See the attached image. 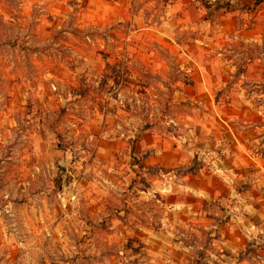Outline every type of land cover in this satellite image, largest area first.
<instances>
[{
  "label": "rangeland",
  "instance_id": "rangeland-1",
  "mask_svg": "<svg viewBox=\"0 0 264 264\" xmlns=\"http://www.w3.org/2000/svg\"><path fill=\"white\" fill-rule=\"evenodd\" d=\"M120 1L0 0V264H264V42Z\"/></svg>",
  "mask_w": 264,
  "mask_h": 264
},
{
  "label": "crops",
  "instance_id": "crops-1",
  "mask_svg": "<svg viewBox=\"0 0 264 264\" xmlns=\"http://www.w3.org/2000/svg\"><path fill=\"white\" fill-rule=\"evenodd\" d=\"M160 2L164 5V17L155 24L154 37L158 41L167 39L168 43L176 48L194 47L200 50L206 48L209 51L214 44L218 45L219 40L223 42V46L238 42L241 45L256 47L264 42V0H160ZM126 5V9L123 10L124 1L98 0V18L110 15V19L117 22L126 19L131 23L130 30H133L136 24L141 23L140 21L144 23L146 14L143 12L144 9L129 11L130 4ZM137 26V30H140L139 25ZM184 31L190 36L178 40L177 35ZM256 60L258 61L257 58ZM250 61L248 60V63Z\"/></svg>",
  "mask_w": 264,
  "mask_h": 264
}]
</instances>
